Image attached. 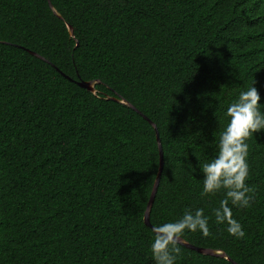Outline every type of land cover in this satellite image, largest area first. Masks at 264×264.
Wrapping results in <instances>:
<instances>
[{"label": "trees", "instance_id": "trees-1", "mask_svg": "<svg viewBox=\"0 0 264 264\" xmlns=\"http://www.w3.org/2000/svg\"><path fill=\"white\" fill-rule=\"evenodd\" d=\"M254 80L264 103V0H0V264H155L159 175L152 226L203 209L181 238L227 256L176 242V264H264V131L228 204L244 237L199 168Z\"/></svg>", "mask_w": 264, "mask_h": 264}, {"label": "clouds", "instance_id": "clouds-1", "mask_svg": "<svg viewBox=\"0 0 264 264\" xmlns=\"http://www.w3.org/2000/svg\"><path fill=\"white\" fill-rule=\"evenodd\" d=\"M261 96L255 87V80L246 90L230 103L225 115L229 118L224 130L219 134L215 156L199 164L203 173V194L225 190L226 199L214 210L218 224H227V232L242 238L245 232L239 221L232 218L229 200L233 206L246 207L251 200V189L245 181L248 177L247 163L249 145L246 142L255 133L264 131V110ZM208 234V217L203 209L185 210L174 222H166L153 227L154 240L150 245L155 264H176L180 252L177 240L185 230Z\"/></svg>", "mask_w": 264, "mask_h": 264}, {"label": "water", "instance_id": "water-1", "mask_svg": "<svg viewBox=\"0 0 264 264\" xmlns=\"http://www.w3.org/2000/svg\"><path fill=\"white\" fill-rule=\"evenodd\" d=\"M69 28H70V32L72 33L73 32L72 27H69ZM32 53L34 55H36V56H39L35 52H32ZM39 57L43 58L42 56H39ZM79 85H81L84 88H87L88 90H93L94 89V85H93L92 82H79ZM129 106L134 108L137 112H139L134 106H132L130 104H129ZM145 118H147V117L145 116ZM147 120L154 126V128L156 129V132H157V139H158L159 149H160V173H161L162 170H163V164H164V154H163L162 143H161V140L159 138L158 129H157L155 123H153L149 118H147ZM159 178H160V175L158 176V178H157V180H156V182L154 184V187H153V190H152V194L150 196V199H149V202H148V205H147V210H146L145 216H144V220H145L146 225L150 226L152 229H153L154 226H152V224L150 223L149 213H150L152 204L154 202V198L156 196L157 188H158V185H159ZM177 243L183 244V245L187 246L188 248H191V249H193L195 251H198L200 253H203V254L214 255V256H222V257H226L227 258V256L221 251H216V250L209 249V248L197 247V246H195L193 244H190V243L186 242L181 237L177 240ZM234 263L238 264L236 262H234Z\"/></svg>", "mask_w": 264, "mask_h": 264}]
</instances>
